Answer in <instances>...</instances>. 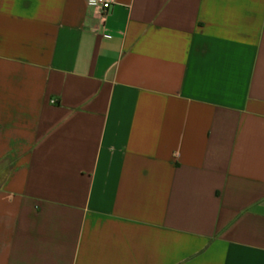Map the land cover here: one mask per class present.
<instances>
[{
  "label": "crops",
  "instance_id": "0c3cea01",
  "mask_svg": "<svg viewBox=\"0 0 264 264\" xmlns=\"http://www.w3.org/2000/svg\"><path fill=\"white\" fill-rule=\"evenodd\" d=\"M0 264H264V0H0Z\"/></svg>",
  "mask_w": 264,
  "mask_h": 264
},
{
  "label": "built area",
  "instance_id": "2783aa9c",
  "mask_svg": "<svg viewBox=\"0 0 264 264\" xmlns=\"http://www.w3.org/2000/svg\"><path fill=\"white\" fill-rule=\"evenodd\" d=\"M88 6L97 7L106 13L111 6L115 3V0H84Z\"/></svg>",
  "mask_w": 264,
  "mask_h": 264
}]
</instances>
